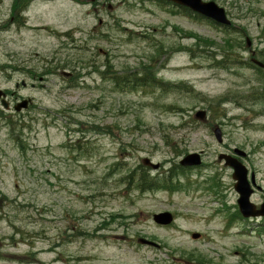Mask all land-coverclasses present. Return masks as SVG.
I'll list each match as a JSON object with an SVG mask.
<instances>
[{"label":"rangeland","instance_id":"obj_1","mask_svg":"<svg viewBox=\"0 0 264 264\" xmlns=\"http://www.w3.org/2000/svg\"><path fill=\"white\" fill-rule=\"evenodd\" d=\"M20 1L14 9L15 0H0V89L9 103L0 105V264H264L255 221L225 227L216 211L236 210L238 198L219 152L246 151L241 160L259 187L251 202L264 194V103L251 101L264 74L244 64L246 36L264 53V0H213L231 19L228 32L165 0H30L17 13ZM230 49L244 63L214 67ZM140 63L192 90L115 88L109 68L129 74ZM189 152H202V163L175 179L182 189L131 185L141 171L167 176ZM213 177L220 194L208 187ZM162 211L173 214L170 224L152 219Z\"/></svg>","mask_w":264,"mask_h":264},{"label":"trees","instance_id":"obj_2","mask_svg":"<svg viewBox=\"0 0 264 264\" xmlns=\"http://www.w3.org/2000/svg\"><path fill=\"white\" fill-rule=\"evenodd\" d=\"M17 0H15L14 4V9L17 7L16 4ZM30 0H21L19 2V7L17 8L16 12L19 13L23 10V12L25 11V9L27 8V6L29 5ZM166 3V2H163ZM181 11H186L187 14H189L191 17H195L196 19L198 18L197 15H194L191 13V11L185 7H180ZM20 19V18H19ZM177 29V28H176ZM195 36V35H194ZM196 37V36H195ZM197 39L199 41H203L206 42V39H202L201 37H197ZM232 39L226 38L225 39V43H227L229 45L230 41ZM157 44H155L154 46H156ZM236 47L240 48L242 47V44L239 40H236ZM161 49V45L160 48L158 49V51ZM172 51V49H171ZM204 54V57H208V52L203 50L202 51ZM148 57V63L154 62V56L151 55L150 57L147 55ZM261 61L264 62V53L261 54L260 56ZM216 63L214 64V67L217 68H230L231 64H236L237 67L244 63L238 60V55L237 52H231L230 50H225L224 52V56L221 58V60H216ZM227 62V63H225ZM75 64V63H74ZM246 64V62L244 63ZM65 66V65H64ZM108 67H110V64L107 65ZM251 66H253L254 68L257 69V71H259L260 73L264 74V70L262 68H259L253 64H251ZM74 73L76 70H73ZM131 73L126 74L125 72L121 73V74H117L116 72L110 71L109 68V76L111 81L113 82L115 88L116 87H124L125 89H130V90H134V89H138V88H145V87H149L152 89H160L161 91L165 92V93H169L172 91H179V92H183V91H190L192 90V86L187 85L185 82H181V83H171L168 81H163L160 78H156V72L157 70L154 69L153 67L146 65L144 63H140V66L135 68V71L130 70ZM102 73V72H101ZM103 76V75H102ZM70 78V77H69ZM70 82L69 79H67V83ZM77 82H72L71 84H69V86L74 87L73 85H75ZM257 94H252V99L251 101L254 103H258V104H262L261 102L264 101V87H261V90L256 92ZM254 97V99H253ZM226 98H220L218 101H224ZM61 112H64L61 111ZM91 131L94 133H103L102 128H98L96 126H92ZM176 168L173 171V168L170 167L169 169H167V176L163 175L161 178H159V174L157 172V174L150 176L149 173L147 171H141V173L139 174L138 180L135 183H132L131 185L134 186L135 188L137 187L140 190H157V189H174L176 188L177 190H180L182 188L179 187L178 183L175 181V179H179L178 175L180 174H184L185 173V168L181 167L179 164L175 165ZM140 168H142V166H139ZM124 179V178H122ZM211 184L210 187L211 188H217L219 187V180L216 182V178H211ZM175 181V182H174ZM219 182V183H218ZM262 230L264 231V227L262 228ZM189 255L191 256V259L188 260H196L199 259L198 255H194L189 253Z\"/></svg>","mask_w":264,"mask_h":264},{"label":"water","instance_id":"obj_3","mask_svg":"<svg viewBox=\"0 0 264 264\" xmlns=\"http://www.w3.org/2000/svg\"><path fill=\"white\" fill-rule=\"evenodd\" d=\"M169 1H173L175 3L190 7L192 10L198 12L203 16L211 18L218 23L224 25L230 24V20L226 17L224 8L218 6L214 1H203V0H169ZM247 44L248 45L250 44L249 39H247ZM252 61L256 65L264 68V63H262L261 61H258L256 59H252ZM0 103L5 108L8 106V102L5 97V92L2 91L1 89H0ZM27 105H28V99H23L20 102H18L14 106V108L16 111H20L22 108L27 107ZM195 116L201 120H204L206 117V112L205 110H197ZM213 131L216 139L218 141H221L222 134L220 128L216 126L213 129ZM234 152L239 156L246 155V153L239 148H235ZM218 159L219 160L224 159L225 164L233 168L232 177L235 179L234 188L239 194L237 203L243 215L249 216V215L264 214V202L260 206V209H256L255 204L252 203L249 199L251 193L253 192V189L251 188L250 182L248 181L247 168L245 167V165L236 157L226 153H219ZM143 162L151 166L153 169L159 167L158 163H152L148 158H144ZM200 162H201L200 154L197 152L188 153L185 156H183V158L179 161V163L183 166L198 165L200 164ZM251 182L254 184L253 173L251 174ZM153 219L157 223L167 224L171 222L172 215L167 211L159 212L153 215ZM198 236H199L198 233L192 234V237L194 238H197ZM141 241L148 244H154L153 242L144 239H142Z\"/></svg>","mask_w":264,"mask_h":264},{"label":"flooded vegetation","instance_id":"obj_4","mask_svg":"<svg viewBox=\"0 0 264 264\" xmlns=\"http://www.w3.org/2000/svg\"><path fill=\"white\" fill-rule=\"evenodd\" d=\"M255 54H256V52H254V53H250V57L253 55V56H255ZM68 76H71V74L70 75H68ZM5 94H6V96L8 95L6 92H5ZM10 94H13V93H11L10 92ZM264 196V194H262V196L261 197H263ZM234 208H235V205H234ZM235 215V212L233 213V214H231V216H234ZM256 219H258L257 220V224L256 225H264V216H262V217H255V219L254 220H256ZM252 219H247V221H251Z\"/></svg>","mask_w":264,"mask_h":264}]
</instances>
